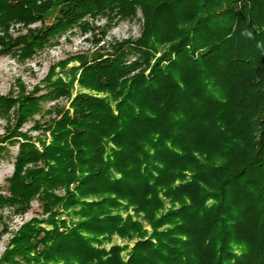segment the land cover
<instances>
[{
    "label": "trees",
    "instance_id": "trees-1",
    "mask_svg": "<svg viewBox=\"0 0 264 264\" xmlns=\"http://www.w3.org/2000/svg\"><path fill=\"white\" fill-rule=\"evenodd\" d=\"M139 13V38L106 41ZM78 31L99 48L77 67L0 95L3 233L42 210L0 264H264V0H0L3 55Z\"/></svg>",
    "mask_w": 264,
    "mask_h": 264
},
{
    "label": "rangeland",
    "instance_id": "rangeland-1",
    "mask_svg": "<svg viewBox=\"0 0 264 264\" xmlns=\"http://www.w3.org/2000/svg\"><path fill=\"white\" fill-rule=\"evenodd\" d=\"M59 11L60 6L52 9L46 15V20L43 25L45 27L51 25L58 17ZM104 24L105 21L97 23L98 26H104ZM37 26H40V24L32 25L31 27L36 28ZM141 27V13H139L138 18L134 21H122L115 26L106 41H110L111 38L126 40L132 37L133 39H137L141 35ZM16 30H19V32L15 33L16 36L20 33L25 34L27 32L25 29L23 30L20 25H16ZM103 44L104 42L101 43L100 46ZM97 48H99V46L96 44L91 33L82 34L78 31L77 33L68 32L60 38L58 44L48 46L43 51H39L34 58L26 61L12 55H3L0 53V95L6 96L11 92H14V94L17 95L19 92V84L25 86L28 91H31L37 85H41L43 87L42 81L51 72L53 67L56 66V72L59 73V75L63 74L65 76V73H68L73 67H77L79 62L71 60L68 62L65 69L59 67L61 62L68 61L78 54L88 53L91 55L97 50ZM78 91L90 93V91L82 89L79 84L76 83L75 93ZM61 104H65V102H61ZM54 105L55 102H48L45 104V107L46 109H49ZM36 119H40V116H37ZM46 119H48V116ZM33 125L34 123L32 121L27 122L23 131L31 130ZM5 132L6 121L5 119H0V143ZM33 135H38V132L33 131ZM8 149V155L4 156L0 162V190L7 187V179L14 173V158L18 153V145H10L8 146ZM41 213L42 210L37 202L33 203L30 212L24 216L10 214L9 210L5 211V215L7 216L5 223L8 225L10 232L4 234L3 226L0 224V234H4L0 237V255L5 251L6 245L11 238V232H15L23 223L31 220L33 217H36ZM124 215H126V213H124ZM146 229L151 231L148 224H146ZM126 243H129L130 248L134 245V242L124 241L118 236H115L111 242L105 243V247L109 249L113 245H124ZM124 257L127 259V253L124 254Z\"/></svg>",
    "mask_w": 264,
    "mask_h": 264
}]
</instances>
